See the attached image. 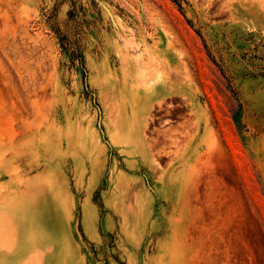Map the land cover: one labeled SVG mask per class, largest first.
<instances>
[{"label":"rangeland","instance_id":"obj_1","mask_svg":"<svg viewBox=\"0 0 264 264\" xmlns=\"http://www.w3.org/2000/svg\"><path fill=\"white\" fill-rule=\"evenodd\" d=\"M261 7L0 0V264H264Z\"/></svg>","mask_w":264,"mask_h":264},{"label":"bare ground","instance_id":"obj_2","mask_svg":"<svg viewBox=\"0 0 264 264\" xmlns=\"http://www.w3.org/2000/svg\"><path fill=\"white\" fill-rule=\"evenodd\" d=\"M261 9H262V11H264V7H261ZM185 68H184V71H185ZM187 73H189V72L187 71ZM190 77H191V75H190ZM172 94H178L179 95V94H182V92L179 89H177L176 87L169 86V85H166V84H161V85H158V86H147V87H142V88L138 89V98L140 99L141 102L144 103V106H145V107H143L144 111H149L150 108L152 107V104H150V101H154L155 99H162L165 95H172ZM123 95L126 96V92ZM123 95H122V97H123ZM125 96H124V98H125ZM182 96H183V94H182ZM159 104L161 105V101L159 102ZM142 120L143 119H139L137 121V125H138V128H139V131H138L139 137L138 138L144 140V137L141 136L142 126H143V123L141 122Z\"/></svg>","mask_w":264,"mask_h":264},{"label":"trees","instance_id":"obj_3","mask_svg":"<svg viewBox=\"0 0 264 264\" xmlns=\"http://www.w3.org/2000/svg\"><path fill=\"white\" fill-rule=\"evenodd\" d=\"M80 59H81V62H82V59H83V58L81 57Z\"/></svg>","mask_w":264,"mask_h":264}]
</instances>
